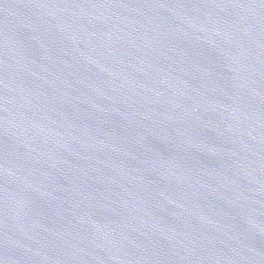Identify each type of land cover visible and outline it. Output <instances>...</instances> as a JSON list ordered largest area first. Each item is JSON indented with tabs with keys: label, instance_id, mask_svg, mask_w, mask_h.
Returning a JSON list of instances; mask_svg holds the SVG:
<instances>
[{
	"label": "water",
	"instance_id": "95a60500",
	"mask_svg": "<svg viewBox=\"0 0 264 264\" xmlns=\"http://www.w3.org/2000/svg\"><path fill=\"white\" fill-rule=\"evenodd\" d=\"M0 264H264V0H0Z\"/></svg>",
	"mask_w": 264,
	"mask_h": 264
}]
</instances>
